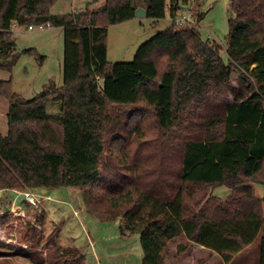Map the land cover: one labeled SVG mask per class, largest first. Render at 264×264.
Here are the masks:
<instances>
[{"label":"trees","instance_id":"1","mask_svg":"<svg viewBox=\"0 0 264 264\" xmlns=\"http://www.w3.org/2000/svg\"><path fill=\"white\" fill-rule=\"evenodd\" d=\"M56 1L0 0L2 70L35 53L17 51L15 25L64 29L62 85L52 82L26 99L11 80L1 83L9 109L8 132L0 133V199L11 190L76 188L94 217L120 220L122 234L140 235L143 264H166L168 244L181 236L230 264L263 232L255 247L264 264V205L253 185H264V0H230L228 63L222 46L201 35L198 1L196 25L171 20L130 62L108 61L109 26L135 18L141 7L155 22L167 11L173 19L187 0H104L96 10L63 15L51 12ZM117 105L132 106L128 127L140 119L142 140L131 150L113 139L120 172L108 181L106 124ZM218 188L231 192L217 195ZM9 217L0 214V226ZM42 222L38 215L26 225L34 251H18L35 264H82L74 246L54 243L40 254ZM0 252L15 250L0 242Z\"/></svg>","mask_w":264,"mask_h":264},{"label":"rangeland","instance_id":"2","mask_svg":"<svg viewBox=\"0 0 264 264\" xmlns=\"http://www.w3.org/2000/svg\"><path fill=\"white\" fill-rule=\"evenodd\" d=\"M91 0H57L51 12L58 15L72 12L98 9L99 3H88ZM146 5V0H141ZM197 8L204 18L198 28L202 37L215 41L222 46L221 56L229 62L227 42L229 37V19L233 16L230 0H199ZM171 24L170 16L155 22L152 18L143 17L137 21H125L109 26L107 35L108 61L130 62L134 59L138 47L164 30ZM35 27H37L35 25ZM17 51L34 49L33 54L22 53L12 71L0 69L1 83L10 81L12 91L26 99L38 95L45 87L55 82L63 83L64 62V29L62 27H44L29 30L27 26L13 27ZM43 56V59H42ZM238 75L233 76V83L238 84ZM9 100L0 95V133L8 132L7 113ZM57 109V108H54ZM49 112L56 113V110ZM132 106L117 105L108 110L105 133V153L102 177L108 181L117 178L120 163L113 151L114 138H123L126 147L134 150L141 143L142 121L137 120L131 128L128 120ZM256 193L263 198L264 185L253 184ZM32 192V191H30ZM231 191L226 188L215 189V194L225 196ZM39 199L38 206L28 203L21 192L4 193L0 199V214H8L9 221L0 226V242L15 250L14 253L0 252V264H35L25 257V251H34V245L28 240L27 223L36 222L41 215L43 224L42 240L36 249L44 257L54 244L64 247H76L83 254L82 264H143V250L140 235L122 234L119 222L101 221L90 214L83 205L81 194L76 188L61 187L47 193L34 191ZM20 205L22 213L14 211L12 206ZM13 210V211H12ZM39 218V217H38ZM247 248L246 255H237L230 264H258L257 249L260 237ZM181 245L182 247H179ZM185 247V248H183ZM179 248H183L181 251ZM166 264H229L218 253L198 248L181 236L170 242L165 252Z\"/></svg>","mask_w":264,"mask_h":264},{"label":"built area","instance_id":"3","mask_svg":"<svg viewBox=\"0 0 264 264\" xmlns=\"http://www.w3.org/2000/svg\"><path fill=\"white\" fill-rule=\"evenodd\" d=\"M197 1H199V0H187L186 4L178 12L176 17L173 19H170V20H173L175 25L179 28H183L185 26L196 25L197 22H196V18H195V6H196ZM37 27L38 28H44V27H51V25L47 24V25H40ZM37 27H35V25H30V26H28V29L34 30ZM21 193L25 195V199L28 203H30L34 206H38L39 199L37 198V196L34 192L25 191V192H21ZM12 209H14V211H17L19 213H22L21 211H23L20 206H16V205L12 206Z\"/></svg>","mask_w":264,"mask_h":264},{"label":"water","instance_id":"4","mask_svg":"<svg viewBox=\"0 0 264 264\" xmlns=\"http://www.w3.org/2000/svg\"><path fill=\"white\" fill-rule=\"evenodd\" d=\"M147 14H148V12H147L146 9H144V8H138L136 10L135 17H137V18H143V17H147ZM46 192H47V190H43V193H46ZM1 194H2V190H0V195ZM117 222H119V220H117Z\"/></svg>","mask_w":264,"mask_h":264},{"label":"crops","instance_id":"5","mask_svg":"<svg viewBox=\"0 0 264 264\" xmlns=\"http://www.w3.org/2000/svg\"><path fill=\"white\" fill-rule=\"evenodd\" d=\"M94 0H91V1H89L88 3L90 4L91 2H93ZM95 3H99V5H103V3H104V0H98L97 2H95ZM142 8V7H141ZM81 10V9H80ZM80 10H78V11H80ZM77 11V12H78ZM138 19H141V18H137V17H135V18H133V19H131V21H137ZM10 192H15V191H10ZM43 192V191H42ZM47 193V192H46ZM259 194V193H258ZM17 206H20V205H17ZM21 207V206H20ZM193 245H195L196 247H198V248H204V249H207V250H209V251H212L211 249H208V248H206V247H204V246H202V245H199V244H193Z\"/></svg>","mask_w":264,"mask_h":264}]
</instances>
